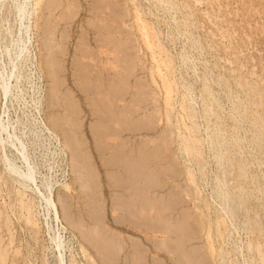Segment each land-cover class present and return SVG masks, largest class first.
<instances>
[{
  "label": "rangeland",
  "instance_id": "374dc122",
  "mask_svg": "<svg viewBox=\"0 0 264 264\" xmlns=\"http://www.w3.org/2000/svg\"><path fill=\"white\" fill-rule=\"evenodd\" d=\"M262 72L264 0H0V264H264Z\"/></svg>",
  "mask_w": 264,
  "mask_h": 264
},
{
  "label": "bare ground",
  "instance_id": "6f19581e",
  "mask_svg": "<svg viewBox=\"0 0 264 264\" xmlns=\"http://www.w3.org/2000/svg\"><path fill=\"white\" fill-rule=\"evenodd\" d=\"M12 1V0H11ZM30 2V1H29ZM52 3H55V2H52ZM21 4V3H20ZM18 5V4H17ZM21 8V7H20ZM138 8V7H137ZM32 9V8H31ZM22 9H20V11H21ZM20 13V12H19ZM171 13V12H170ZM139 14H140V12H139ZM173 14V13H172ZM171 15V14H170ZM50 19V18H49ZM227 20V19H226ZM235 20V19H234ZM51 24V23H50ZM98 25V24H97ZM237 26H238V24H237ZM9 28V27H8ZM49 28H51V27H49ZM28 30V29H27ZM50 31V30H49ZM2 34V33H1ZM238 34V33H237ZM146 35H147V33H146ZM102 36V35H101ZM214 36V35H213ZM237 36V35H236ZM238 38V37H237ZM147 40V39H146ZM149 41V40H148ZM148 41H146L147 42V44L148 45H151V43H149ZM250 44V43H249ZM248 44V45H249ZM231 46V45H230ZM41 47V46H40ZM151 47V46H150ZM126 50V49H125ZM200 50V49H199ZM248 50V49H247ZM189 53V52H188ZM237 53V52H236ZM254 53V52H253ZM240 54V53H239ZM205 55V54H204ZM227 55V54H226ZM242 55V54H241ZM230 56V55H229ZM262 56V55H261ZM240 57H242V56H240ZM253 57V56H252ZM258 57V56H257ZM259 58V57H258ZM235 59V58H234ZM263 60V59H262ZM254 61V60H253ZM255 61H257V63H258V60H255ZM51 62V61H50ZM223 62V61H222ZM52 63H53V61H52ZM227 64V63H226ZM49 65H51V64H49ZM229 65V64H228ZM233 65V64H232ZM231 65V66H232ZM259 65V64H258ZM42 67H43V65H41ZM247 66V65H246ZM48 67V66H47ZM233 67V66H232ZM253 67V66H252ZM228 68V67H227ZM244 68V67H243ZM219 69V68H218ZM236 70V69H235ZM244 70V69H243ZM160 71V70H159ZM45 72V71H44ZM239 72V71H238ZM241 72V71H240ZM115 73V72H114ZM263 74H264V72H262ZM160 75H161V73H159ZM234 74V73H233ZM240 74V73H239ZM4 76V75H3ZM49 76H51V75H49ZM117 76V75H116ZM163 76V75H162ZM251 76V75H250ZM256 76V75H255ZM261 76V75H260ZM262 76H264V75H262ZM261 78V77H260ZM115 79H118L117 77L115 78ZM165 79V78H164ZM167 79V78H166ZM165 79V80H166ZM262 79V78H261ZM54 80V79H53ZM96 80V79H95ZM164 80V81H165ZM242 80V79H241ZM141 81V80H140ZM168 81V80H167ZM167 81H165V82H167ZM119 82V81H118ZM169 82V81H168ZM96 84V83H95ZM256 84H257V82H256ZM259 86V85H258ZM5 87V88H4ZM3 87V89H6V86H4ZM211 87V86H210ZM114 88V87H113ZM168 88V87H167ZM7 90V89H6ZM6 90H4L3 92L5 93L6 92ZM103 91H105V89L103 90ZM102 91V92H103ZM118 91H119V89H118ZM147 91V90H146ZM262 92V91H261ZM260 92V93H261ZM6 94L7 93H5V96H6ZM104 94V93H103ZM74 95V94H73ZM109 96V95H108ZM102 97V96H101ZM48 98V109H50V108H52V106H54V104L51 106V99H50V97L48 96L47 97ZM55 101V100H54ZM133 101V100H132ZM58 102V101H57ZM62 102V101H61ZM111 102V101H110ZM112 104V103H111ZM60 106V105H59ZM64 106V105H63ZM61 107V106H60ZM186 108V107H185ZM58 110H54V111H56V112H58L59 110H60V108H57ZM52 110V109H51ZM62 110V109H61ZM64 111V110H63ZM107 113V112H106ZM109 113H110V111H109ZM121 113V112H120ZM138 113V112H137ZM108 114V113H107ZM116 114V113H115ZM118 115V114H117ZM111 116V115H110ZM113 116V115H112ZM141 117V116H140ZM60 118V117H59ZM117 119V118H116ZM55 120V119H54ZM54 120H52V121H54ZM137 120V119H136ZM135 120V121H136ZM140 120V119H139ZM108 121V120H107ZM138 121V120H137ZM110 122V121H109ZM48 124V123H47ZM109 124V123H108ZM105 125V124H104ZM261 125V124H260ZM106 126V125H105ZM104 126V127H105ZM97 127V126H96ZM140 128V127H139ZM200 128V127H199ZM198 128V129H199ZM110 130V129H109ZM154 130V129H153ZM80 131V130H79ZM195 132V131H194ZM119 134V133H118ZM65 135V134H64ZM101 136V135H100ZM172 136V135H171ZM200 138V137H199ZM160 140V139H159ZM66 141H67V144H68V146H69V148L72 150V149H74V148H76L75 146H73V143L75 142L74 140H73V138L71 137V135L69 134V133H67L66 134ZM201 142H203V141H201ZM66 143V142H65ZM148 143V142H147ZM67 144H66V146H67ZM123 144V143H122ZM145 146V145H144ZM98 147V146H97ZM147 147V146H146ZM158 147V146H157ZM142 150V149H141ZM223 150H224V148H223ZM74 151V150H73ZM139 152V151H138ZM142 152V151H141ZM159 152V151H158ZM74 154H75V152H74ZM120 155V154H119ZM73 156V155H72ZM74 156H76V158L74 157V160L75 159H77V155L75 154ZM144 156V155H143ZM241 156V155H240ZM145 157V156H144ZM149 156H147L145 159H147ZM141 158V160H142V157H139V159ZM153 158V157H152ZM1 159V158H0ZM144 159V160H145ZM150 159V158H149ZM149 159H147V160H149ZM160 159H162V158H160ZM3 161V160H2ZM7 161H9V158L7 159ZM132 161V160H131ZM137 161V160H136ZM150 161V160H149ZM139 162V161H138ZM141 162V161H140ZM143 162H146V160L145 161H143ZM143 162H141V164H143ZM3 163V162H2ZM135 163V162H134ZM232 163V162H231ZM10 164V168H12L13 169V166L11 165V163H9ZM141 164H139V165H141ZM152 164V163H151ZM179 164V163H178ZM129 165L130 166H132L130 163H129ZM5 166V165H4ZM75 166H77V165H75ZM88 166V165H87ZM91 166V165H90ZM155 166V165H154ZM154 166H151V167H154ZM163 166V165H162ZM133 167V166H132ZM144 167H146L145 166V164H144ZM149 167V166H148ZM173 167V166H172ZM219 168V167H218ZM221 168V167H220ZM132 169V168H131ZM131 169H130V171H131ZM134 169V168H133ZM145 169V168H144ZM152 169V168H151ZM164 169V168H163ZM14 170V169H13ZM136 170H139V169H136ZM15 171V170H14ZM155 171V170H154ZM8 172V171H7ZM20 172H22V171H15V173H17L18 175H19V177L21 178V179H23V180H26L25 179V177H24V175H22V173H20ZM149 172H151L150 170H149ZM188 172H189V169H188ZM90 173V172H89ZM110 173V172H109ZM135 173V172H134ZM144 173V172H143ZM148 173V172H147ZM146 173V174H147ZM190 173V172H189ZM8 174H10L9 172H8ZM13 174V173H12ZM16 174V175H17ZM111 174V173H110ZM132 174H133V172H132ZM136 174V173H135ZM142 174V173H141ZM145 174V173H144ZM98 175V174H97ZM119 175V174H118ZM151 175V174H150ZM153 175V174H152ZM169 175V174H168ZM92 176H95V174L93 173L92 174ZM111 176V175H110ZM131 176V175H130ZM192 176V175H191ZM1 177V176H0ZM12 177V176H11ZM113 177V176H112ZM111 177V178H112ZM133 177H135V176H133ZM145 177V176H144ZM148 177H150L149 175H148ZM148 177H145V178H147L148 179ZM155 177V176H154ZM95 178V177H94ZM94 178H92V180L94 179ZM117 178V177H116ZM141 178H142V176H141ZM144 178V179H145ZM89 179V178H88ZM113 179V178H112ZM111 179V180H112ZM122 179V178H121ZM132 179V178H131ZM2 180V179H1ZM9 180V179H8ZM155 180V179H154ZM93 181H95V179L93 180ZM110 181V180H109ZM147 180L145 179V181L144 182H146ZM149 181H152V180H148L147 182H149ZM159 181V180H158ZM8 182V181H7ZM112 182L114 183V181L112 180ZM146 182V183H147ZM11 183V182H10ZM135 183V182H134ZM150 183V182H149ZM98 184H100V183H98ZM137 184V183H136ZM157 184H158V182H157ZM115 185V184H114ZM138 185V184H137ZM156 187H158V186H156ZM181 188V187H180ZM5 190V189H4ZM179 190V189H178ZM172 191V190H171ZM170 192V191H169ZM161 194V193H160ZM200 195V194H199ZM211 195V194H210ZM170 196V195H169ZM68 197V196H67ZM194 197V196H193ZM187 198V197H186ZM24 199V198H23ZM30 199V198H29ZM173 200V199H172ZM24 201V200H23ZM144 201V200H143ZM217 203V202H216ZM25 205V204H24ZM54 205H55V203H54ZM89 205V204H88ZM53 206V205H52ZM32 207V206H31ZM175 207V206H174ZM173 208V207H172ZM170 209V208H169ZM174 209H176V208H174ZM176 211V210H175ZM69 212V211H68ZM161 212V211H160ZM189 212V211H188ZM187 212V213H188ZM173 213V212H172ZM162 215L164 214V213H161ZM173 214H175V213H173ZM172 214V215H173ZM184 215V213H181V216H183ZM159 215V214H158ZM169 215V214H168ZM172 215H171V217H172ZM177 215V214H176ZM146 216H148V215H146ZM174 216V215H173ZM186 216V215H185ZM96 217V216H95ZM176 217V216H175ZM72 218V217H71ZM140 218V217H139ZM149 219V218H148ZM151 219V218H150ZM158 219V218H157ZM176 219V218H175ZM179 219V218H178ZM153 220H155L154 218H153ZM160 220V219H159ZM182 221V220H181ZM34 222V221H33ZM170 222V221H169ZM172 222V221H171ZM68 223H70L69 221H68ZM149 223V222H148ZM154 223V222H153ZM158 223V222H157ZM163 223H166V222H163ZM150 224H152V223H149V225ZM171 224H173V223H171ZM144 225V224H143ZM154 225V224H153ZM137 226V225H136ZM160 226V225H159ZM168 226H171V225H168ZM176 226V225H175ZM174 225L172 226V227H168L169 228V230L170 229H174V228H176ZM180 226H182L181 224H180ZM102 227V226H101ZM184 227V226H183ZM193 227V226H192ZM99 228V227H98ZM104 228V227H103ZM164 228V227H163ZM163 228H162V230H163ZM185 228V227H184ZM148 229V228H147ZM166 229V228H165ZM176 229H178V228H176ZM176 229H174V230H176ZM179 229H181V228H179ZM188 230H190V229H188ZM192 230V229H191ZM190 230V231H191ZM173 231V230H172ZM91 232H93V231H91ZM110 232V231H109ZM164 232V231H163ZM167 232V231H166ZM177 232V231H176ZM184 232V231H183ZM189 233V231H187L186 230V233ZM193 232V231H192ZM192 232H190V233H192ZM94 233V232H93ZM107 233V232H106ZM106 233H104L103 234V236L105 237V234ZM169 233V232H168ZM87 234V233H86ZM170 234V233H169ZM83 235L84 236H86L84 233H83ZM93 235V234H92ZM97 235H99L100 236V233L98 232V234ZM172 235H175L174 233H172ZM178 235V234H177ZM90 236H91V234H90ZM183 237H184V235H182ZM185 236H187V235H185ZM87 237V236H86ZM102 237V236H101ZM101 237H100V239H101ZM106 237L109 239L108 241H109V243L110 242H114V236H111L110 234H107L106 235ZM180 237V236H179ZM93 238V237H92ZM91 238V240L93 241V239ZM94 238H95V236H94ZM106 238V239H107ZM123 238V237H122ZM187 238H188V236H187ZM187 238H186V240H187ZM96 239V238H95ZM118 239V238H117ZM170 239V238H169ZM181 239H184V238H181ZM180 239V240H181ZM97 240H99V239H97ZM172 241H173V239H171ZM180 240H175L174 241V243L175 242H177V243H180V244H182L181 242H179ZM254 240V239H253ZM92 241H91V243H92ZM122 241V240H121ZM166 241V240H165ZM184 241H185V239H184ZM96 242V241H95ZM104 242V241H103ZM120 242V241H119ZM169 242H170V240H169ZM115 243V242H114ZM173 243V244H174ZM187 243V242H186ZM103 244V243H102ZM102 244H100V245H102ZM126 244V243H125ZM170 244V243H169ZM172 244V245H173ZM176 244V243H175ZM252 244V243H251ZM96 245V244H95ZM114 245V244H113ZM122 245V244H121ZM135 245V244H134ZM134 245H132V246H134ZM183 245V244H182ZM115 246H117L116 244H115ZM127 246V245H126ZM141 247H142V245H140ZM145 246V245H144ZM181 246V245H180ZM188 246V245H187ZM97 247V246H96ZM108 247V244H107V246H106V248ZM110 247H111V245H110ZM135 247V246H134ZM184 247V246H183ZM115 247H113V249H114ZM118 248V250H119V247H117ZM185 248V247H184ZM112 249V250H113ZM116 249V248H115ZM134 249H136V248H134ZM137 249H138V247H137ZM172 249V248H171ZM174 249V248H173ZM172 249V250H173ZM183 249V248H182ZM212 249V248H211ZM103 250V249H102ZM104 250H105V248H104ZM180 250V249H179ZM178 250V251H179ZM184 250V249H183ZM253 250H254V248H253ZM135 251V250H134ZM140 251H141V249H140ZM181 251V250H180ZM191 251V250H190ZM189 251V252H190ZM117 252V251H116ZM138 252H139V250H138ZM173 252V251H172ZM182 252V251H181ZM192 252H193V250H192ZM257 252V251H256ZM101 253H103V252H101ZM141 253V252H140ZM180 253V252H179ZM183 253H185V252H183ZM103 254H105V253H103ZM113 254V253H112ZM198 254V253H197ZM109 255V254H108ZM133 255V254H132ZM177 255V254H176ZM188 256H190L189 254H187ZM195 255V254H194ZM87 256V255H86ZM184 256V255H183ZM199 256V255H198ZM111 257V256H110ZM116 257H118V256H116ZM141 257V256H140ZM196 257V256H195ZM201 257H202V255H201ZM249 257V256H248ZM108 258V257H107ZM113 258V257H112ZM119 258V257H118ZM184 258V257H183ZM188 258V257H187ZM187 258H184V259H187ZM194 258V257H193ZM200 258V257H199ZM204 258V257H203ZM195 259V258H194ZM116 260V259H115ZM118 260V259H117ZM116 260V261H117ZM188 260V259H187ZM192 261L193 259L190 257V259H189V261ZM95 261V260H94ZM237 261V260H236ZM75 262V261H74ZM185 262V261H184ZM196 262V261H195ZM194 262V263H195ZM232 262V261H231ZM128 263V262H127ZM126 264V263H125ZM175 264H176V262H175ZM178 264V263H177ZM187 264V263H186ZM196 264H197V262H196ZM199 264H202V263H199Z\"/></svg>",
  "mask_w": 264,
  "mask_h": 264
}]
</instances>
